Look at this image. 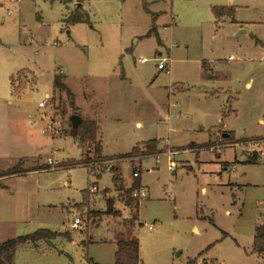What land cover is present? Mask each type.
Segmentation results:
<instances>
[{
	"label": "rangeland",
	"instance_id": "374dc122",
	"mask_svg": "<svg viewBox=\"0 0 264 264\" xmlns=\"http://www.w3.org/2000/svg\"><path fill=\"white\" fill-rule=\"evenodd\" d=\"M74 6L0 0V242L60 233L18 246L13 263L112 264L116 241L137 238L140 264H264L251 252L264 221V0H82L83 20L66 22ZM73 113L97 120L98 158L82 162ZM138 180L141 200L127 193Z\"/></svg>",
	"mask_w": 264,
	"mask_h": 264
},
{
	"label": "trees",
	"instance_id": "16d2710c",
	"mask_svg": "<svg viewBox=\"0 0 264 264\" xmlns=\"http://www.w3.org/2000/svg\"><path fill=\"white\" fill-rule=\"evenodd\" d=\"M62 2H70L73 0H60ZM82 0H75L74 10L65 17L66 22H79L83 20L82 13L79 8L81 7ZM212 13L215 17H220L224 14H232V7H212ZM154 30V28H151ZM149 34V33H148ZM53 88L61 91H65L70 103H74V95L71 93L63 82V75L56 74L53 79ZM98 125L94 119H82L81 123L75 128L71 129L70 134L75 138L84 152L82 162L88 159V152L94 151V155L98 158L101 151V144L97 137ZM155 141L150 140L147 142L151 148L155 146ZM138 149L133 148L131 151L125 153L121 157L134 154ZM38 169V168H35ZM119 178L115 175L112 176L113 184L118 183ZM138 183L131 189L127 190V193L131 194V191L139 187ZM85 193V192H84ZM131 197V196H130ZM111 201L107 200L108 212H111ZM60 234L56 231H50L48 229L40 228L32 233L18 235L8 238L0 242V264H13V257L17 246L26 242H36L38 240H46L51 237ZM251 252L263 257L264 256V222L256 223L254 226ZM193 261V260H192ZM192 261H187L186 264H191ZM140 247L137 238L118 239L116 241V251L114 252V261L112 264H140Z\"/></svg>",
	"mask_w": 264,
	"mask_h": 264
},
{
	"label": "built area",
	"instance_id": "2783aa9c",
	"mask_svg": "<svg viewBox=\"0 0 264 264\" xmlns=\"http://www.w3.org/2000/svg\"><path fill=\"white\" fill-rule=\"evenodd\" d=\"M153 59L155 61H157V63H156L157 70L163 71L166 74L170 73V58H169L168 55H163V56L162 55H158L157 57H154ZM146 61H147V58H145V57L136 58V62L137 63H145ZM49 99H50V97H46L45 100L40 101L38 103V106L39 107H44ZM48 127L52 128L51 125H49ZM54 132H56V131H54ZM158 160H159V155L156 156V161H158ZM53 162H54V160L51 157L47 158V164L52 166ZM99 169H104V167L100 166ZM132 176L133 177L139 176V172L138 171H133L132 172ZM130 196L132 198H134V199H137V200H141V199L145 198L147 196V188H146V186L140 185L139 187L133 189L131 191ZM71 226L74 227V228L79 227L80 226V218L79 217H75L72 220V222H71ZM146 227L149 230H152V229H154L155 226H154L153 223H147ZM191 264H222V263H215L214 261L208 260V259H205V258H197V259H194Z\"/></svg>",
	"mask_w": 264,
	"mask_h": 264
},
{
	"label": "crops",
	"instance_id": "0c3cea01",
	"mask_svg": "<svg viewBox=\"0 0 264 264\" xmlns=\"http://www.w3.org/2000/svg\"><path fill=\"white\" fill-rule=\"evenodd\" d=\"M136 60V59H135ZM203 65H204V69L206 70V71H208V77H212V74L209 72V71H211V67L209 66V64H208V62H204L203 63ZM90 99H91V97H90ZM101 108H102V105H99V103H97V107L95 108V109H100V111H101ZM95 109H92L91 108V101H90V104H89V108H88V111L90 110L91 111V113H93V111H94V114L96 113V111H95ZM98 116V115H97ZM96 116V117H97ZM95 117V118H96ZM96 122H97V120L96 119H94ZM97 125H98V123H97ZM97 137H98V139H99V141H100V144H101V139H100V135H99V125H98V131H97ZM138 178H139V176H137ZM97 183V182H96ZM141 183V182H140ZM95 186V185H94ZM108 189L109 188H111V187H107ZM97 189V191L98 192H96L95 194H93V196H97L98 194H99V191L101 190L100 188H99V186H98V183H97V185L95 186V190ZM202 190H204V188L202 189ZM92 196V195H91ZM90 196V197H91ZM97 198V197H96ZM90 200H92L91 198H90ZM65 203H67V202H65ZM260 221V220H259ZM72 222V221H71ZM261 222H264V221H260V222H257V223H261ZM196 226H193V229L195 228ZM197 228V227H196ZM39 241H42V240H38V241H36V242H31V243H33L34 245H36L37 244V242H39ZM24 244V243H23ZM20 245H22V244H20ZM19 245V246H20ZM17 248H18V246H17ZM17 248H16V250H17ZM16 250H15V252H16ZM116 251V250H115ZM14 255H15V253H14ZM13 259H14V257H13ZM14 264V263H13Z\"/></svg>",
	"mask_w": 264,
	"mask_h": 264
},
{
	"label": "water",
	"instance_id": "95a60500",
	"mask_svg": "<svg viewBox=\"0 0 264 264\" xmlns=\"http://www.w3.org/2000/svg\"><path fill=\"white\" fill-rule=\"evenodd\" d=\"M71 128L75 129L82 121V117L76 113H73L68 118ZM224 136H226V133H223Z\"/></svg>",
	"mask_w": 264,
	"mask_h": 264
}]
</instances>
